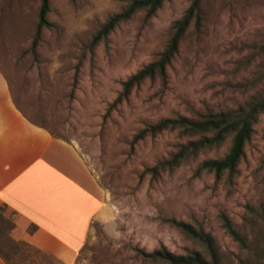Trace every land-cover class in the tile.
<instances>
[{"label": "rangeland", "instance_id": "obj_1", "mask_svg": "<svg viewBox=\"0 0 264 264\" xmlns=\"http://www.w3.org/2000/svg\"><path fill=\"white\" fill-rule=\"evenodd\" d=\"M129 0H50L36 54L41 0H0V128L24 122L65 140L104 189L109 210L95 222L76 264H166L151 255L204 247L170 221L211 234L221 264H264V114L245 147L238 175L202 170L203 150L173 170H145L168 160L189 139L166 130L134 143L164 119L237 110L264 97V0H202L200 29L192 24L167 69L122 98L123 83L158 59L193 0H169L153 17L137 13L107 38L93 39ZM227 216L246 238L243 248L223 227ZM19 216L0 208V248L9 264H62L28 240Z\"/></svg>", "mask_w": 264, "mask_h": 264}, {"label": "crops", "instance_id": "obj_2", "mask_svg": "<svg viewBox=\"0 0 264 264\" xmlns=\"http://www.w3.org/2000/svg\"><path fill=\"white\" fill-rule=\"evenodd\" d=\"M15 211L29 242L62 264H76L107 195L77 149L24 122L0 128V208ZM0 264H9L0 256Z\"/></svg>", "mask_w": 264, "mask_h": 264}, {"label": "trees", "instance_id": "obj_3", "mask_svg": "<svg viewBox=\"0 0 264 264\" xmlns=\"http://www.w3.org/2000/svg\"><path fill=\"white\" fill-rule=\"evenodd\" d=\"M169 0H129L128 5L119 14L110 16L97 32L93 44H99L107 38L122 22L132 19L137 13L144 11L148 17H153ZM202 0H193L185 15L173 25V34L167 42L158 59L148 64L123 83L122 98L132 92L133 88L149 78L160 76L166 78L167 69L179 51L182 39L192 24L197 29L201 28L203 21ZM51 11L50 0H41L39 23L37 33L32 43L31 51L36 54L41 33L44 28L53 25L48 20ZM264 114V97H253L248 104L237 110L201 115L197 119L177 117L164 119L154 125H147L134 138V143L156 136L166 130H177L189 140L179 146V149L170 159L159 162L156 166L148 168L145 173L158 175L161 172L170 171L180 167L184 161L199 155L203 150H220L231 138V147L222 158L206 159L200 164L202 170L214 173L217 177L228 175L231 182L239 173V164L245 158V147L255 133L254 126L260 116ZM183 233L194 241L200 243L205 254L191 251L186 255H177L166 250L155 251L151 257L161 260L166 264H221V253L215 238L192 225L170 221ZM223 227L227 234L243 248L247 247L246 238L235 228L232 221L225 215L222 216ZM0 256L9 260V256L0 248Z\"/></svg>", "mask_w": 264, "mask_h": 264}]
</instances>
